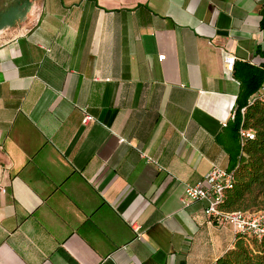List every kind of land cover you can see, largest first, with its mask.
Instances as JSON below:
<instances>
[{
    "label": "crops",
    "instance_id": "crops-1",
    "mask_svg": "<svg viewBox=\"0 0 264 264\" xmlns=\"http://www.w3.org/2000/svg\"><path fill=\"white\" fill-rule=\"evenodd\" d=\"M262 1L11 4L0 264H213L233 246L204 201L181 198L212 165L227 168L216 137L239 82L223 57L261 61Z\"/></svg>",
    "mask_w": 264,
    "mask_h": 264
},
{
    "label": "trees",
    "instance_id": "trees-1",
    "mask_svg": "<svg viewBox=\"0 0 264 264\" xmlns=\"http://www.w3.org/2000/svg\"><path fill=\"white\" fill-rule=\"evenodd\" d=\"M26 8L30 0H12ZM264 28V0L260 9ZM258 64L234 63L239 90L232 117L216 139L228 154L226 170L232 172V186L225 190L221 207L227 210H264V101L254 94L264 82V49H257ZM243 108V112L241 109ZM252 129L253 138L241 142L240 129ZM213 264H264V237L257 239L236 233L233 246Z\"/></svg>",
    "mask_w": 264,
    "mask_h": 264
},
{
    "label": "built area",
    "instance_id": "built-area-1",
    "mask_svg": "<svg viewBox=\"0 0 264 264\" xmlns=\"http://www.w3.org/2000/svg\"><path fill=\"white\" fill-rule=\"evenodd\" d=\"M164 57L165 55L161 54L158 59L162 60ZM235 59V56L229 52L224 54L223 61L227 71L233 70ZM254 98L264 101V82L255 92ZM241 112H243V108ZM91 119L92 116L85 113L82 121L85 123ZM239 132L241 142L254 136L252 129L241 128ZM233 180L232 172L218 165H212L202 180L194 185H186L181 198L182 203L189 205L196 200L204 201L206 204L204 211L210 219L230 226L235 234L239 233L260 239L264 237V210H227L221 207L225 190L232 186ZM133 229L137 231L138 228L134 226Z\"/></svg>",
    "mask_w": 264,
    "mask_h": 264
},
{
    "label": "rangeland",
    "instance_id": "rangeland-1",
    "mask_svg": "<svg viewBox=\"0 0 264 264\" xmlns=\"http://www.w3.org/2000/svg\"><path fill=\"white\" fill-rule=\"evenodd\" d=\"M1 1L3 2L5 0H0V24L7 20L8 16L6 14V10L9 9L11 6V2H8L7 4L3 5Z\"/></svg>",
    "mask_w": 264,
    "mask_h": 264
},
{
    "label": "flooded vegetation",
    "instance_id": "flooded-vegetation-1",
    "mask_svg": "<svg viewBox=\"0 0 264 264\" xmlns=\"http://www.w3.org/2000/svg\"><path fill=\"white\" fill-rule=\"evenodd\" d=\"M8 2H11V4L15 3L14 1L12 0H5V1H1V3H3V5L7 4Z\"/></svg>",
    "mask_w": 264,
    "mask_h": 264
}]
</instances>
